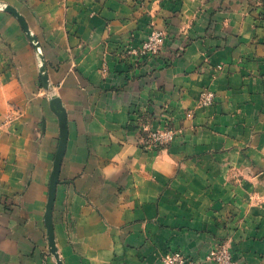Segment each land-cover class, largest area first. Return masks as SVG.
Returning a JSON list of instances; mask_svg holds the SVG:
<instances>
[{"label": "crops", "instance_id": "crops-1", "mask_svg": "<svg viewBox=\"0 0 264 264\" xmlns=\"http://www.w3.org/2000/svg\"><path fill=\"white\" fill-rule=\"evenodd\" d=\"M49 221L63 264H264V0H0V264Z\"/></svg>", "mask_w": 264, "mask_h": 264}, {"label": "built area", "instance_id": "built-area-1", "mask_svg": "<svg viewBox=\"0 0 264 264\" xmlns=\"http://www.w3.org/2000/svg\"><path fill=\"white\" fill-rule=\"evenodd\" d=\"M165 44V35L161 30L153 29L141 46L140 52L146 56H158L162 53ZM216 102V96L209 90L202 92L199 98L198 104L200 106H209ZM142 129V128H141ZM148 129V128H145ZM143 131V129H142ZM175 137L173 129L165 128L164 130L151 129L148 132L147 137L142 136L143 146L145 149L153 152L165 148L171 144ZM212 258L218 264H230L231 259L226 249H217L211 253ZM164 264H192L190 259L185 255L183 251H170L168 255L163 259Z\"/></svg>", "mask_w": 264, "mask_h": 264}, {"label": "water", "instance_id": "water-1", "mask_svg": "<svg viewBox=\"0 0 264 264\" xmlns=\"http://www.w3.org/2000/svg\"><path fill=\"white\" fill-rule=\"evenodd\" d=\"M13 13L19 18V20H21V22H24L23 18L15 11V10H12ZM25 27L27 29V26L25 24ZM27 31H29L27 29ZM61 123L65 129L66 127V120H65V116L63 114V117H62V120H61ZM65 131V130H64ZM66 132L64 133L63 135V139H62V142H61V145H60V149L58 151V154H57V158H56V167H59L60 163H61V160H62V156H63V151H64V147H65V144H66ZM50 211V210H49ZM50 213V212H49ZM48 220H50V214H48ZM49 241H50V245L52 247V252L55 254V256L57 257V260H58V264H63V262L60 260L59 258V255L57 254V250H56V247H55V240H54V232H53V228H52V224L51 222L49 221Z\"/></svg>", "mask_w": 264, "mask_h": 264}, {"label": "rangeland", "instance_id": "rangeland-1", "mask_svg": "<svg viewBox=\"0 0 264 264\" xmlns=\"http://www.w3.org/2000/svg\"><path fill=\"white\" fill-rule=\"evenodd\" d=\"M199 105V104H198ZM145 116V115H144ZM141 122V123H140ZM139 123H140V125H139V129H143V132H142V135H143V137H147V135H148V132H149V130H151L152 128L150 127L151 125V123H152V121H151V119L150 118H144L142 121H139ZM145 128H148V129H145ZM141 129V130H142ZM154 129V128H153ZM157 130V129H156ZM168 255V253H166L164 256H163V258H162V260L166 257ZM164 264V263H163Z\"/></svg>", "mask_w": 264, "mask_h": 264}]
</instances>
